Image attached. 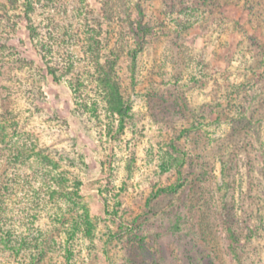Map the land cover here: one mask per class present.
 I'll return each instance as SVG.
<instances>
[{"label":"rangeland","instance_id":"374dc122","mask_svg":"<svg viewBox=\"0 0 264 264\" xmlns=\"http://www.w3.org/2000/svg\"><path fill=\"white\" fill-rule=\"evenodd\" d=\"M28 5L0 0V116L9 126L0 144V264H264V0ZM52 37L77 51L92 44L102 63L117 58L131 110L116 140L99 142L76 112L70 84L85 77L93 95L85 71L95 59L77 60L67 75ZM41 47L59 62L60 83L42 67ZM240 113L250 119L240 125L246 134L233 127ZM30 149L61 168L33 162L34 153L12 160ZM228 159L238 164L227 196ZM60 171L81 182L82 206L71 211L45 195ZM75 213L91 218L90 236L73 228Z\"/></svg>","mask_w":264,"mask_h":264},{"label":"trees","instance_id":"16d2710c","mask_svg":"<svg viewBox=\"0 0 264 264\" xmlns=\"http://www.w3.org/2000/svg\"><path fill=\"white\" fill-rule=\"evenodd\" d=\"M20 1L22 2L25 8L29 7L28 0H20ZM197 2L193 3L195 7L199 6ZM99 4L101 3L99 2ZM204 4H206V2H204ZM111 10L112 9L110 8V4L107 1H103V3L100 5L99 14L100 16H102L103 20H105L107 23L112 20ZM25 15L27 16V12L25 13ZM28 29H29L28 31L30 35L29 39L32 42L34 40V31L31 29V27ZM138 29L141 33L145 34L144 33L145 31L141 27V24L138 26ZM97 37H99V34ZM140 37L143 39L144 36H140ZM51 40H52V44H54V47L57 49V51L56 50L55 51L58 53L61 52L63 54L62 57H60V64H62L66 68L67 75L74 71L77 65V62H78L77 60L87 61L88 58H92V60L93 58L95 59L93 60L94 65L92 67H87L85 71L87 76L91 78L92 80L91 84H94L93 89H90V91H93V95L88 93L86 89L85 77H82V78L80 77L81 79L76 77V79H74V81L71 82L70 84L71 89L73 91V95H74V102L77 108L76 112L81 117L80 118L78 116L83 129H85L86 131H89V130L91 131L94 128L95 130H93V132L97 134L99 138L98 139L99 142L102 143L103 138L105 137L107 138L106 140L110 142H112L113 140H116V137H118L117 135L124 132L125 119L129 116V113L131 110L130 105L128 104L127 101L124 100V97L121 93L119 79H118V75L116 71L117 58L116 57L114 58L106 57L102 63L98 56L96 57L92 56L91 54L93 50L92 44H88L86 46L82 44L81 45L82 50L77 51L72 46V43H69L68 44L69 46L67 47V46H63L61 44V41H59L58 39L56 40V38L54 37H52ZM96 45L100 46L99 41H96ZM6 48L7 47L3 43L0 44V52ZM50 49H51V46H49L47 50H50ZM45 51L46 50L44 49V47H41V49H39L37 52L41 60V64L43 65L42 67L45 69V72L53 78V81L55 83H60L61 82V78L59 76L60 70L58 69L59 62H54L52 60L49 61V59L45 56V54L42 53ZM79 52L82 55L81 57L80 55H78L77 57V53ZM109 53L113 54L112 51H109ZM111 56H114V55H111ZM43 68L42 70H44ZM100 102L103 103V107H104L103 111L105 114L104 117H102L100 113L101 111L99 109L101 108V106L99 105ZM217 106L218 105H216V107ZM86 113H88L91 117L88 116L86 119L84 116ZM249 120L250 119H248L244 115V113H240L238 115V118L236 120H233V122H235V125L233 127L236 128L237 130L239 129L238 130L239 134H243V133L246 134L245 129H241L240 125L249 123ZM115 122L117 123L116 131L113 130ZM7 127L9 126L6 125L4 119L0 116V144L4 142L5 138L9 135V131L6 130ZM188 131L189 130L187 129L184 131V133ZM33 153H34V158L32 157L34 159L33 162L35 163L37 162V164L39 165L48 164L52 166L51 168L56 169V170H59V168H61L62 166L58 159L52 158L48 154L45 155V153L42 154V152L36 153V151L32 149H30V151L29 150H24L21 152L19 151L17 156L12 158V160L18 161L20 157L22 159L21 162L25 163V158L26 157L30 158V155L32 156ZM263 155H264V152H263ZM263 159H264V156H263ZM231 161L228 159L222 162L223 163V169H222L223 176L227 184V190H226L227 196L229 195L230 186L232 185V181H231L232 175L230 171V166L234 167L238 164V162L231 163ZM70 164L74 165V161L70 160ZM263 165H264V161H263ZM51 181L53 185L49 183V187L51 186V188L53 189L50 188V191L45 192V195L47 194L50 200H55V203L57 206L58 205L65 206V208H67L68 211L73 210L75 206H82L81 195H80L81 182L77 178L71 177L70 175H68L67 171H60L59 177L57 178L53 177ZM32 182L36 183L42 190H43L42 187H44V184L47 185L46 181L43 180L42 178L40 179V178L35 177L32 179L31 183ZM35 189H36V192H39L38 188H35ZM164 191H171V190L167 189ZM36 192H35L37 196L36 198H38L39 196ZM57 200H59L61 203ZM75 214L77 215L78 213H75ZM227 217L232 222V215L230 214V212H227ZM76 218L77 219H75L72 222L73 228L77 231L83 228L85 236H90L91 234L90 232H91V228L93 224H92V221L89 215L79 214L77 215ZM258 220L261 222V225L264 226V211L262 215L261 214L258 215ZM229 229H230V234L232 235L231 238L233 237L232 239H236V237H234V234L232 233V229L230 226H229ZM8 237H10V235H8L7 233L5 234L4 239H9ZM230 249L232 250L233 254L236 255L238 261H240V257L236 253L237 249L233 245H231Z\"/></svg>","mask_w":264,"mask_h":264}]
</instances>
